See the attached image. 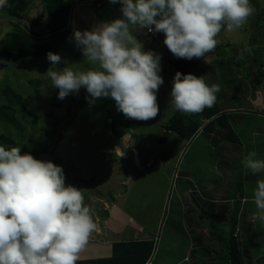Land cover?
Returning <instances> with one entry per match:
<instances>
[{"label": "rangeland", "instance_id": "obj_1", "mask_svg": "<svg viewBox=\"0 0 264 264\" xmlns=\"http://www.w3.org/2000/svg\"><path fill=\"white\" fill-rule=\"evenodd\" d=\"M250 3L255 12L248 22L235 32L222 30L217 39L218 45L224 47L200 58L201 71L209 85L220 86L218 100L221 108L231 113L229 120L239 143L222 140L225 131L209 137L202 131L207 122L202 123L198 136L179 143L173 153L170 150L179 139L177 134L171 133L167 143L160 142L165 132L162 126L174 113L169 101L176 73L161 59L164 83L157 93L159 114L147 121L127 118L111 97L93 100L83 87L63 100L58 98V89L51 87L46 75L50 68L61 70L67 66L86 71L93 67L83 57L73 34L56 53L61 57L58 65L53 66L47 56L25 58L0 71V106L6 102L2 92L9 86L23 95L27 108L35 114L26 118L16 108L18 124L14 127L0 117V136L15 141L0 145L20 147L23 152L48 148L47 154L33 156L61 166L65 184L81 189L85 203L92 209L97 228L79 259L109 257L117 241L153 238L156 249L150 264H216L217 258L226 253L217 236L228 234L232 205L241 207L239 236L250 242L246 264H259L251 256L254 245L250 240L252 234L258 233V227L264 233V224L253 220L256 208L252 190L257 180L264 179V173L251 174L243 168L242 160L251 151L257 153L258 159H264V76L260 75L261 84L256 82L264 69V0ZM5 13L0 10V40L14 25L39 33L46 31V22L42 26L35 24L45 14L39 2L22 20ZM118 18H122L120 3H75L70 25L74 33ZM133 35L145 51L177 59L164 44L163 33L149 35L146 28H137ZM70 106L74 117L66 114ZM50 113L68 122L65 136H60L63 124L55 129ZM112 118L117 120L114 125L110 123ZM218 139L220 144L213 143ZM54 140L59 142L54 144ZM226 197L232 198L233 203L226 204ZM206 199L219 200L215 208H208L202 201ZM204 209L209 215L202 214ZM187 214L189 217H185ZM249 225L251 235L245 236L242 227ZM192 229L196 232L192 233ZM213 230L218 234L214 236ZM193 237H202L201 243ZM260 264H264V259Z\"/></svg>", "mask_w": 264, "mask_h": 264}, {"label": "clouds", "instance_id": "obj_2", "mask_svg": "<svg viewBox=\"0 0 264 264\" xmlns=\"http://www.w3.org/2000/svg\"><path fill=\"white\" fill-rule=\"evenodd\" d=\"M120 3L122 18L92 30H75L73 39L90 67L50 68L46 75L63 100L83 87L94 100L111 97L127 118L155 119L157 93L164 83L160 55L145 51L133 35L164 34V44L177 58H204L216 49L222 30L241 29L254 14L250 0H110ZM8 0H0V9ZM53 66L61 62L48 52ZM220 92L204 76L175 73L169 107L184 115L212 108ZM88 99V97H86ZM253 175L264 173V159L255 151L242 160ZM253 220L264 224V179L252 190ZM83 191L65 184L61 166L40 160L20 147L0 145V264H76L97 225Z\"/></svg>", "mask_w": 264, "mask_h": 264}, {"label": "trees", "instance_id": "obj_3", "mask_svg": "<svg viewBox=\"0 0 264 264\" xmlns=\"http://www.w3.org/2000/svg\"><path fill=\"white\" fill-rule=\"evenodd\" d=\"M103 1L104 0H8L7 6L2 9L5 10V15L18 20L24 19L33 9L36 2L41 3L45 14L41 18L37 19L35 24L36 26H42L44 22H46L44 29L46 31L42 30V33H39L29 27L23 28L20 25H14V29L7 32L0 40V71L6 70L12 64L21 59L46 57L48 52L55 54L58 53L73 34L70 21L72 18L74 4ZM223 47L224 45L222 44L217 45L216 49L208 54L219 52ZM161 60L166 61L173 68H175L176 73H190L197 77L204 76L206 83L209 84L205 73H202L201 71L200 59L195 58L188 60L182 58L173 59L161 57ZM232 62L236 64L238 63L236 60H232ZM261 67L264 68V63L261 64ZM228 71L229 74L232 75L231 69H228ZM260 75L264 76V69H261L259 77L256 78V82L258 84L263 82V78L260 77ZM2 94L5 97L6 102L0 106V117H2L9 125L14 127L18 124L15 113L16 108L20 109L23 116L26 118L28 116L35 117V114L27 108L23 95L16 92L13 88L9 86L5 87ZM77 98L78 96L74 99L76 100ZM218 98L219 97L217 96L216 103L212 108H206L199 114L184 115L179 112H174L162 126L165 132L164 136L160 139V142L163 144L167 143L171 133L177 134L179 139L176 141L175 146H173L170 150L173 153L179 143L184 140L191 141L193 138L198 136L201 132L202 123L207 122V124L203 126L202 131L209 135V137L211 135L214 136L215 134H221L225 131L220 137L222 140L239 143L240 139L229 120L231 113L224 111V109L221 108ZM66 114L68 117H72L74 114L71 106L68 108ZM50 116L55 119V129L63 124L60 136H65V133L68 131V122L64 123L63 118H56L52 113H50ZM74 116L75 115H73V117ZM110 118L111 116L108 117L107 121ZM115 122H117V120L115 121L113 119L110 123L111 125H114ZM55 129L53 130L56 131ZM58 140H54V144H57L59 142ZM220 142L221 141L219 139L213 141V143L216 144H220ZM1 143L12 145L15 141L11 137L2 135L0 136V144ZM21 152L24 153L25 151ZM48 152V148H42L27 153H30L31 155H42L47 154ZM206 200L208 201H202L206 203L205 205L208 208H215V203L212 199ZM222 209L224 210L225 207H222ZM240 209L241 207H231L228 224V226L230 225V228L228 229V234L227 236L223 234L217 236V238L224 244L226 253L221 257L216 255L219 260L216 264H246L245 255L249 251L250 242H246L247 240L244 241V238L239 236V227L241 222V219L239 218ZM205 210L206 209L202 210V214H209V212ZM246 210L244 211L245 214L247 213ZM199 224L202 225L201 222H199ZM251 227V225L242 227L245 231V236L251 235ZM216 228H218L217 225ZM257 231L258 233L256 235H251L252 238L250 241L252 242V245H254L251 248V256L257 258L259 260L258 263L260 264L264 259V233L262 232V227H258ZM191 232H196V229H192ZM213 234L215 236L218 233H215L214 231ZM200 238L198 240L197 238H194V240L201 243L200 241H202V239ZM246 239H248V237ZM155 249L156 241L153 238L144 240H122L113 243L111 256L103 258L79 259L76 264H148L154 257Z\"/></svg>", "mask_w": 264, "mask_h": 264}, {"label": "crops", "instance_id": "obj_4", "mask_svg": "<svg viewBox=\"0 0 264 264\" xmlns=\"http://www.w3.org/2000/svg\"><path fill=\"white\" fill-rule=\"evenodd\" d=\"M191 193V192H190ZM212 193V191H209V194H211ZM187 196V195H186ZM216 196H218L219 198H222V195H218V194H216ZM216 198V197H215ZM190 199H188L187 201H189ZM219 199H212V201L215 203V204H217V201H218ZM225 202H226V204H228V203H233V199L232 198H228V197H226L225 198ZM190 203V202H189ZM188 205H192L191 203L190 204H188ZM192 207H193V205H192ZM232 207V206H231ZM194 208V207H193ZM205 211H207V210H205ZM203 212V211H202ZM207 215H209V214H207ZM207 215H204V216H207ZM203 216V217H204ZM185 217H189V214H187V216H185ZM206 223V222H205ZM208 223V222H207ZM149 239H151V238H149ZM151 262H149L148 264H150Z\"/></svg>", "mask_w": 264, "mask_h": 264}, {"label": "built area", "instance_id": "obj_5", "mask_svg": "<svg viewBox=\"0 0 264 264\" xmlns=\"http://www.w3.org/2000/svg\"><path fill=\"white\" fill-rule=\"evenodd\" d=\"M148 32H149V33H153V32H150L149 30H148Z\"/></svg>", "mask_w": 264, "mask_h": 264}]
</instances>
